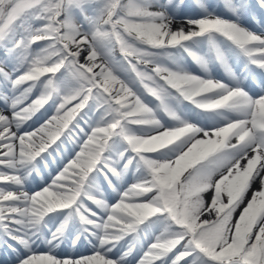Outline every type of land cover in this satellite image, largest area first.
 <instances>
[{
	"label": "snow or ice",
	"instance_id": "obj_1",
	"mask_svg": "<svg viewBox=\"0 0 264 264\" xmlns=\"http://www.w3.org/2000/svg\"><path fill=\"white\" fill-rule=\"evenodd\" d=\"M219 7L0 0L10 264H264V0Z\"/></svg>",
	"mask_w": 264,
	"mask_h": 264
},
{
	"label": "bare ground",
	"instance_id": "obj_2",
	"mask_svg": "<svg viewBox=\"0 0 264 264\" xmlns=\"http://www.w3.org/2000/svg\"><path fill=\"white\" fill-rule=\"evenodd\" d=\"M191 3H192V1L188 0L187 4L190 5ZM188 10H190V9H188ZM221 14L222 15H227L226 13L223 12L222 9H221ZM245 23H247V20L245 21ZM256 30H258V29H256ZM262 30H264V29H262ZM188 60H190L188 65L191 68V70L194 71L197 74H201L199 68L196 65H194L193 62H191V59L189 58ZM213 75H214L215 78L219 79V78L223 77V72H222V70L219 67H216L214 69ZM41 119H42V117H40V114H37V117H34V120H36V124L37 125L40 123ZM53 147H55V146H53ZM61 147H62V151H63L64 156L68 157L69 156V149L67 148V143L65 145H62ZM56 156H57V160H59L60 154L57 153ZM49 159L51 161V157ZM51 168H52L53 171H55V169L57 168V163L56 162H52L51 163ZM47 171L48 170L46 169L45 170V174H47ZM40 183H42V181H40V178L37 177L36 180L33 181L29 185V187L30 188H36ZM39 251H46V246L41 245L40 248H39ZM91 251H92L91 247L89 245H87V243H85V242H81L75 248L70 247L68 244H65L61 249L58 250L59 254L62 255V256L64 254H72V255H77V256L81 255V254L89 255V254H91ZM0 264H10V257L8 256L7 253H0Z\"/></svg>",
	"mask_w": 264,
	"mask_h": 264
},
{
	"label": "rangeland",
	"instance_id": "obj_3",
	"mask_svg": "<svg viewBox=\"0 0 264 264\" xmlns=\"http://www.w3.org/2000/svg\"><path fill=\"white\" fill-rule=\"evenodd\" d=\"M189 1H192V0H189ZM185 2L188 3V0H185ZM209 2L213 5V7L215 8L216 11H219L221 12V9L219 6L222 4V0H209ZM187 11V12H186ZM185 13L189 14V15H195L196 13L193 11V10H188V9H185L184 10ZM181 14H184V13H181ZM260 14L258 13L256 15V17L253 19V20H247V23L246 26H248L250 29H252L253 31H256L257 33H260V32H264V26L261 25V23H259V20H260ZM262 26V27H261ZM252 27V28H251ZM255 28V29H254ZM260 28V29H259ZM258 29V30H256ZM190 60L187 61V63H189ZM192 62V61H191ZM194 64V62H193ZM195 65V64H194ZM39 114V113H38ZM43 122V118L41 119L40 123ZM63 139V138H62ZM59 143V142H58ZM67 148L69 149V156L73 153V150H74V146H73V143L71 141L67 142ZM71 149V150H70ZM253 187H256L258 188L259 187V184H254Z\"/></svg>",
	"mask_w": 264,
	"mask_h": 264
}]
</instances>
